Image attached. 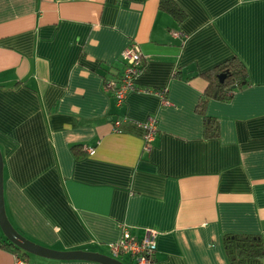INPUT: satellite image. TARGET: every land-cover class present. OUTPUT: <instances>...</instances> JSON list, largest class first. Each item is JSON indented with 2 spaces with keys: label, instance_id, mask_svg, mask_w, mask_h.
I'll return each mask as SVG.
<instances>
[{
  "label": "crops",
  "instance_id": "crops-1",
  "mask_svg": "<svg viewBox=\"0 0 264 264\" xmlns=\"http://www.w3.org/2000/svg\"><path fill=\"white\" fill-rule=\"evenodd\" d=\"M132 41L144 65L116 107L104 82ZM232 57L248 83L200 107L203 73ZM0 151L6 216L36 244L135 264L110 252L126 227L155 232L154 264H264V0H0ZM227 236L257 260L233 263ZM9 242L0 227V264H101Z\"/></svg>",
  "mask_w": 264,
  "mask_h": 264
},
{
  "label": "built area",
  "instance_id": "built-area-1",
  "mask_svg": "<svg viewBox=\"0 0 264 264\" xmlns=\"http://www.w3.org/2000/svg\"><path fill=\"white\" fill-rule=\"evenodd\" d=\"M172 34L175 36L181 35V33L176 32H172ZM120 60L122 69L119 76L116 79L104 82V90L111 92L116 107H122L128 92L136 89L134 79L142 71L145 57L138 44L132 41L121 51ZM154 92L162 98L164 104H168L165 98L167 89L154 90ZM120 123L121 120L119 119L114 121L115 126ZM139 125L143 129L144 148L148 150L157 133L156 119L149 117ZM87 152L92 155L94 149L89 148ZM155 235L153 230H147L141 239H137L126 227H122L121 237L110 245V252L113 256L124 253L130 254L134 258L135 264H154Z\"/></svg>",
  "mask_w": 264,
  "mask_h": 264
},
{
  "label": "trees",
  "instance_id": "trees-1",
  "mask_svg": "<svg viewBox=\"0 0 264 264\" xmlns=\"http://www.w3.org/2000/svg\"><path fill=\"white\" fill-rule=\"evenodd\" d=\"M161 6L164 8V2H162ZM168 10L172 11L175 15H180L181 13L179 8L175 5H171ZM221 73L225 74L223 82H219L217 77ZM203 74L208 78V86L201 97L200 107H203L206 100L210 97L227 100L237 89L248 83L245 67L236 57L229 58L218 64L213 68L212 73L207 72ZM118 76L119 74L116 78ZM205 128L207 134H215L214 121L207 119ZM8 247L14 252L20 253L22 257L26 254L11 242L8 243ZM225 248L233 263L244 262L246 256L257 260V245H255L248 236H227L225 238Z\"/></svg>",
  "mask_w": 264,
  "mask_h": 264
},
{
  "label": "water",
  "instance_id": "water-1",
  "mask_svg": "<svg viewBox=\"0 0 264 264\" xmlns=\"http://www.w3.org/2000/svg\"><path fill=\"white\" fill-rule=\"evenodd\" d=\"M219 82H223L225 74L218 76ZM0 227L5 237L17 248L34 255L57 260H91L101 264H124L118 259L91 251H57L36 244L20 234L10 223L6 216L3 199V159L0 151Z\"/></svg>",
  "mask_w": 264,
  "mask_h": 264
}]
</instances>
